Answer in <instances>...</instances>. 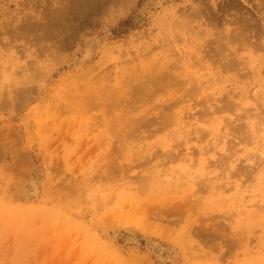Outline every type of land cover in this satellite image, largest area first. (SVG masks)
<instances>
[{
  "label": "rangeland",
  "instance_id": "1",
  "mask_svg": "<svg viewBox=\"0 0 264 264\" xmlns=\"http://www.w3.org/2000/svg\"><path fill=\"white\" fill-rule=\"evenodd\" d=\"M79 2L0 0V264H264V0Z\"/></svg>",
  "mask_w": 264,
  "mask_h": 264
},
{
  "label": "bare ground",
  "instance_id": "2",
  "mask_svg": "<svg viewBox=\"0 0 264 264\" xmlns=\"http://www.w3.org/2000/svg\"><path fill=\"white\" fill-rule=\"evenodd\" d=\"M76 1H77V0H76ZM78 2H79V0H78ZM80 2H81V1H80ZM80 2H79V3H80ZM67 9H68V8H67ZM60 11L63 12L64 9H63V11H62V10H60ZM66 11H67V10H66ZM68 12H69V10H68ZM81 12H83V11H81ZM63 13H64V12H63ZM63 13H62V14H63ZM66 13H67V12H66ZM73 13H74V11H73ZM75 13H76V11H75ZM77 14H78V13H77ZM66 15H67V14H66ZM79 15H80V14H79ZM63 16H65V15H63ZM63 16H62V17H63ZM156 78H159V77H154V78H152V79H156ZM135 79H136V78H135ZM152 79H151V80H152ZM136 80H137V79H136ZM128 81H129V80H128ZM134 81H135V80H134ZM133 83H134V82H133ZM135 83H136V82H135ZM145 84H147V83L144 82V84H142V86H140V87L143 88V86H144ZM134 85H136V84H134ZM137 86H138V85H137ZM134 87H136V86H134ZM133 89H134V88H133ZM135 89H136V88H135ZM137 90H139V88H138ZM141 91H142V90H139L138 93H140ZM134 92H135V90H134ZM138 93H137V94H138ZM133 94H134V93H133ZM130 95H131V94H130ZM125 96H126V95H125ZM128 96H129V95H128ZM133 96H134V95H133ZM101 98H102V97H101ZM132 98H133V97H132ZM133 99H134V98H133ZM112 102H113V101H112ZM112 102H111V103H112ZM107 103H108V102H107ZM107 103H106V101L103 102L104 107L108 105ZM227 103H228V102H227ZM113 104H114V103H113ZM228 104H229V103H228ZM223 105H224V104H223ZM112 107H114V105H112ZM223 107H224V106H223ZM223 107H222V109H224ZM225 107H226V105H225ZM85 108H86V107H85ZM88 108H89V107H88ZM107 109H108V107H105V109H104V113H107V112H108ZM222 109H221L220 111H222ZM89 110H92L91 105H90ZM220 111H219V112H220ZM223 111H224V110H223ZM225 111H226V109H225ZM225 111H224V112H225ZM203 112H204V111H203ZM216 112H217V111H216ZM216 112H214V113L216 114ZM102 113H103V112H102ZM214 113H213V114H214ZM211 114H212V113H211ZM213 114H212V115H213ZM194 115H195V114H194ZM206 115H208V113H207ZM195 116H196V115H195ZM204 116H205V115H204ZM165 118H166V117H165ZM180 119H181V118H180ZM162 120H163V119H162ZM164 121H166V120L164 119ZM164 124H166V123H164ZM152 125L155 126V121H149V122L144 123V127H146V128L151 127ZM178 134H179V133H178ZM187 179H188V178H187ZM187 179H186V180H187ZM189 179H190V178H189ZM190 180H191V179H190ZM189 183H190V181H189Z\"/></svg>",
  "mask_w": 264,
  "mask_h": 264
}]
</instances>
